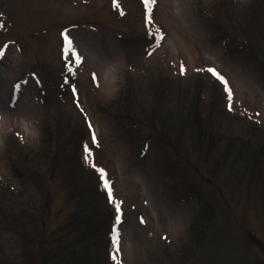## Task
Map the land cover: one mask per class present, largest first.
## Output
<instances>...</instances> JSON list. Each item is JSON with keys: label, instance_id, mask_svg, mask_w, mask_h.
<instances>
[{"label": "rangeland", "instance_id": "rangeland-1", "mask_svg": "<svg viewBox=\"0 0 264 264\" xmlns=\"http://www.w3.org/2000/svg\"><path fill=\"white\" fill-rule=\"evenodd\" d=\"M249 2L0 0V264L26 263L41 232L30 216L48 233L73 208L55 155L65 123L76 139L60 148L77 149L88 181L104 166L120 203L119 222L106 204L116 264H264V41L236 19ZM62 29L80 65L65 62ZM207 65L229 81L231 108ZM197 109L213 130L203 143ZM208 212L197 243L190 228Z\"/></svg>", "mask_w": 264, "mask_h": 264}, {"label": "trees", "instance_id": "trees-1", "mask_svg": "<svg viewBox=\"0 0 264 264\" xmlns=\"http://www.w3.org/2000/svg\"><path fill=\"white\" fill-rule=\"evenodd\" d=\"M226 6L230 8L229 5ZM245 9L248 11L244 14L236 13V15L239 14L236 17L239 28L246 31L247 34L256 35L264 41V0H251ZM233 11L234 9L229 11V16H235ZM241 15L243 16L242 19H240ZM252 30L254 33L251 32ZM129 94L128 91L125 97L123 95L121 97L124 100L126 97L129 98L127 96ZM134 94L136 95L137 92L135 91ZM131 98H133V93ZM213 104L214 101L210 103L209 109L213 110ZM209 114H211V110L207 112V115ZM198 116L199 109L192 112V127L190 130L193 137H191L194 141L199 140L197 142H202L203 138L209 141L212 138L211 133L213 130L207 129L204 132ZM63 128V132L67 136H65L64 141H59V148H55V155L58 156L62 162V168L65 169V178H63L66 179L69 185L67 199L72 201L73 208L68 213L67 219L48 233L39 229L40 224L36 216H30L29 225L36 229L37 233L38 230L41 231L39 233L40 239L32 248L25 251L27 261L25 259L26 263L23 262V264H116L113 259L114 251L110 239L112 230L110 224L111 214L106 209L105 191L97 183L98 178L88 181L81 176L80 173L85 168L76 148L70 147L72 150H66L65 145L60 148L62 143H70L73 146L76 139L75 130L77 125L75 123L70 126L65 123ZM54 132H61L60 127L55 129ZM46 135L49 137V133ZM44 150L43 145L36 151L43 153ZM202 217L200 220L196 219L190 228L191 232H194V239L197 243L212 228L210 220L212 214L208 212L203 220ZM17 219V226H19L21 217L17 216Z\"/></svg>", "mask_w": 264, "mask_h": 264}, {"label": "snow or ice", "instance_id": "snow-or-ice-1", "mask_svg": "<svg viewBox=\"0 0 264 264\" xmlns=\"http://www.w3.org/2000/svg\"><path fill=\"white\" fill-rule=\"evenodd\" d=\"M144 7L147 10L148 6L153 4V0H143ZM151 12L146 11V19H145V24L149 25L151 24ZM148 35L153 36V39L155 40L156 44L159 45L161 43L160 39H157V37H163L164 33L163 32H158L155 35L151 32V29L149 28ZM61 36L63 38L62 40V54L64 52H67V56L65 57V62L67 63L68 61H71L75 63L76 65H80L83 57L80 55V53L77 50V46L74 43L73 37L69 34V31L67 29H62L61 30ZM181 71L184 70V65L181 63ZM207 72L211 73V75L216 79V81L219 82V85L223 87L224 93L227 95L228 98V107L231 108V99H232V88L230 87L229 81L226 79L225 75H223L215 66L213 65H207L205 66V69ZM68 71L74 72V69L69 65ZM92 79H96V74L95 72L92 73ZM73 92L74 94L76 93L75 85H73ZM89 127H91V123L89 122ZM92 139L93 143L96 144L98 143L97 138L95 136V132L92 133ZM92 168L96 170L98 173V179L97 183L101 184L103 186V189L106 191L107 194V199L109 202H114L115 203V208H116V215L115 219L117 222L120 221L121 219V206L120 203L116 201V197L113 194V188H112V181L108 177L107 170L104 166L98 165L95 162L92 163L91 165ZM115 228V225L112 226ZM117 234L115 232L112 233V236L115 237ZM115 242V241H114Z\"/></svg>", "mask_w": 264, "mask_h": 264}]
</instances>
